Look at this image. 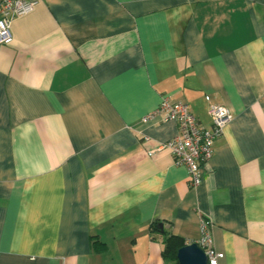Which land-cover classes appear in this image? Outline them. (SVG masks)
<instances>
[{"label": "crops", "instance_id": "1", "mask_svg": "<svg viewBox=\"0 0 264 264\" xmlns=\"http://www.w3.org/2000/svg\"><path fill=\"white\" fill-rule=\"evenodd\" d=\"M0 45V264H166L210 223L264 264V0H36ZM162 96L231 119L190 188ZM209 97V101L205 99Z\"/></svg>", "mask_w": 264, "mask_h": 264}, {"label": "built area", "instance_id": "2", "mask_svg": "<svg viewBox=\"0 0 264 264\" xmlns=\"http://www.w3.org/2000/svg\"><path fill=\"white\" fill-rule=\"evenodd\" d=\"M36 0H0V45L12 40L10 25L13 18L29 11ZM209 101V97L205 96ZM207 114L210 126L206 127L190 112L188 105L168 96H162L157 107L141 118L142 122L173 121L177 125V133L156 149H166L174 164H182L186 168L187 183L195 188L201 183V168L210 160L214 145L222 136L223 130L231 119L229 109L219 103L209 102ZM201 235L195 242L207 258V264H217L223 254L214 249L210 232V223L200 221Z\"/></svg>", "mask_w": 264, "mask_h": 264}, {"label": "water", "instance_id": "3", "mask_svg": "<svg viewBox=\"0 0 264 264\" xmlns=\"http://www.w3.org/2000/svg\"><path fill=\"white\" fill-rule=\"evenodd\" d=\"M178 264H207V258L195 242L185 244L176 252Z\"/></svg>", "mask_w": 264, "mask_h": 264}, {"label": "trees", "instance_id": "4", "mask_svg": "<svg viewBox=\"0 0 264 264\" xmlns=\"http://www.w3.org/2000/svg\"><path fill=\"white\" fill-rule=\"evenodd\" d=\"M183 246L182 240L174 235L168 234L163 242L162 257L166 264H178L176 252Z\"/></svg>", "mask_w": 264, "mask_h": 264}]
</instances>
